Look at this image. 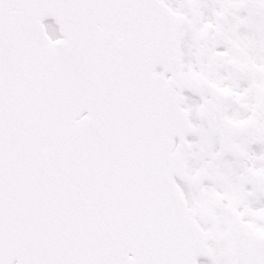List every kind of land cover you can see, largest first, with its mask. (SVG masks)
<instances>
[{"label":"snow or ice","instance_id":"6c2138e0","mask_svg":"<svg viewBox=\"0 0 264 264\" xmlns=\"http://www.w3.org/2000/svg\"><path fill=\"white\" fill-rule=\"evenodd\" d=\"M0 264H264V0H0Z\"/></svg>","mask_w":264,"mask_h":264}]
</instances>
